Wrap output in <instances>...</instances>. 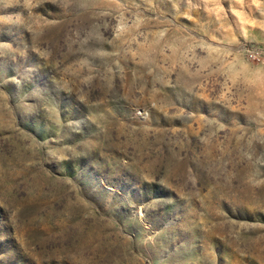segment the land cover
Here are the masks:
<instances>
[{
    "label": "rangeland",
    "instance_id": "rangeland-1",
    "mask_svg": "<svg viewBox=\"0 0 264 264\" xmlns=\"http://www.w3.org/2000/svg\"><path fill=\"white\" fill-rule=\"evenodd\" d=\"M0 264H264V0H0Z\"/></svg>",
    "mask_w": 264,
    "mask_h": 264
}]
</instances>
